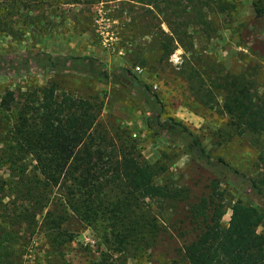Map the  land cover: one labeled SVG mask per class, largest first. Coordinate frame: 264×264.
Returning a JSON list of instances; mask_svg holds the SVG:
<instances>
[{
    "label": "trees",
    "instance_id": "1",
    "mask_svg": "<svg viewBox=\"0 0 264 264\" xmlns=\"http://www.w3.org/2000/svg\"><path fill=\"white\" fill-rule=\"evenodd\" d=\"M103 1L129 2L138 9L128 14L131 27L122 37L133 64L150 73L180 75L193 107L227 118L223 139H247L262 171L245 179L242 191L264 200V68L253 65L228 72L195 47L197 40L204 43L219 31L233 29L243 0H0V33L13 37L27 29L45 28L38 11L47 4L92 6ZM248 1L253 14L248 33H264V0ZM15 10L23 14L13 19ZM140 28L149 40L131 46L137 35L130 32ZM176 47L182 50L183 60L175 71L168 57ZM18 60L34 63L43 72L76 71L102 81L127 80L147 105L148 128L179 141L182 153L201 166L213 167L224 176L220 182L225 187L241 192L234 184L229 186L225 174L231 173L233 179H243L245 174L222 157H211L180 122L172 117L161 120L159 95L150 93L130 70H107L87 56L39 53L0 57V71L12 69ZM100 105L96 96L57 93L52 83L27 87L21 101L10 91L0 99V113L4 112L9 127L0 148V165L16 171L15 179L0 182V264L16 263L10 256L11 244L29 240L37 226L46 246L60 250L69 238L63 225L71 214L97 231L108 229L106 247L124 258L154 245L158 225L151 213L142 212L140 203L164 201L173 193L155 181L158 169L141 159L122 133L109 136L96 125ZM218 181H211L207 198L189 212L201 218L192 226V239L181 242V258L186 264H264V232L258 231L264 225L263 211L239 199L223 202ZM111 193L117 197L110 201L106 194ZM3 198L7 200L1 204ZM225 206L230 214L222 225Z\"/></svg>",
    "mask_w": 264,
    "mask_h": 264
},
{
    "label": "rangeland",
    "instance_id": "2",
    "mask_svg": "<svg viewBox=\"0 0 264 264\" xmlns=\"http://www.w3.org/2000/svg\"><path fill=\"white\" fill-rule=\"evenodd\" d=\"M233 24V29L219 31L209 41H195L203 55L218 61L228 72H239L251 66L264 68V33H248L252 22V9L248 0L242 1ZM138 11L129 2L103 1L92 6L84 5H45L38 14L41 15L42 26L38 30L27 29L22 34L3 36L0 33V57L19 54H51L59 56H87L100 62L107 70L124 67L144 82L150 93H157L162 102L159 118L172 117L180 122L189 132L196 135L205 150L213 158L222 157L233 168L245 174V177L233 179L226 172L229 186L235 185L241 192H235L223 185L224 176L218 175L213 167L199 165L179 149L177 140L166 139L146 126L148 108L142 97L137 96L127 80L119 82L112 78L102 81L76 71H40L34 63H22L18 60L12 69L0 71V99L10 91L13 97L21 101L31 85L44 86L52 83L58 92H65L75 97L96 96L100 108L96 125L104 128L106 134L122 133L127 142L133 144L140 158L158 169L155 181L165 184L173 193V198L164 201L144 199L140 203L142 212L155 217L158 232L154 245L134 253L130 257H122L106 247L108 229L97 231L71 214L63 229L68 233V241L60 250L46 246L37 226L29 240H20L11 244L10 256L14 264H186L181 258V242L192 239V226L200 220V216H190L194 204L209 195V184L219 180L218 186L224 190L223 202L234 199L257 206L264 213V200L255 198L251 192L245 193L244 180L255 178L261 173V165L254 161V149L246 138L232 137L229 140L221 137V131L227 118L212 110L201 111L193 107L186 83L180 75L173 78L171 74H159L138 67L132 63L125 52L123 36L130 29L128 14ZM13 11V10H12ZM13 17L19 14L15 10ZM36 9L33 14L36 13ZM20 17L17 19V24ZM127 24V25H126ZM161 29L165 27L161 24ZM17 28V27H16ZM143 29L135 32L134 43L149 40L143 35ZM256 34V35H255ZM182 50L176 47L168 57L173 70L181 65ZM22 63V64H21ZM6 119V120H5ZM7 118L0 113V148L3 146ZM178 142V143H177ZM30 164L29 159H26ZM16 171L7 164L0 165V182L16 178ZM226 178V177H225ZM241 181V182H240ZM225 182V181H223ZM55 196V192L53 194ZM115 194H106L108 200H114ZM3 198L1 204L6 202ZM229 208L224 207L221 224L225 225L229 218ZM108 228V227H107ZM264 232V225L258 228ZM20 234V231H19ZM19 244V245H18ZM25 244V245H24ZM55 255V257H54Z\"/></svg>",
    "mask_w": 264,
    "mask_h": 264
}]
</instances>
